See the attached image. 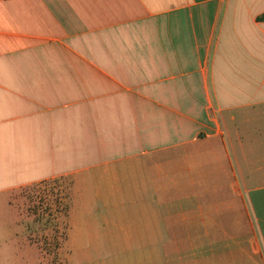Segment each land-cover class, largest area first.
<instances>
[{
    "label": "crops",
    "instance_id": "crops-1",
    "mask_svg": "<svg viewBox=\"0 0 264 264\" xmlns=\"http://www.w3.org/2000/svg\"><path fill=\"white\" fill-rule=\"evenodd\" d=\"M262 15L264 0H0V264H48L32 190L70 222L66 264H264ZM99 196L123 233L97 222Z\"/></svg>",
    "mask_w": 264,
    "mask_h": 264
},
{
    "label": "rangeland",
    "instance_id": "rangeland-1",
    "mask_svg": "<svg viewBox=\"0 0 264 264\" xmlns=\"http://www.w3.org/2000/svg\"><path fill=\"white\" fill-rule=\"evenodd\" d=\"M167 185V179H160V186L163 187ZM39 190H36L35 192L32 190L31 193H29L27 196L26 194L28 192H23L21 191V205L25 208H30L34 212H36V218L35 220L37 222H33L34 224L32 225V235L33 238L38 240V241H44L46 242V248H48V264H66V249H65V242L63 240V236L66 234L67 235V226L70 225V222H66L62 220V217L60 214L55 213L54 207L52 205V211H47L49 213V216H46L43 212V207L41 208L38 203V196L37 193ZM102 200L103 203L100 205V202L97 203V209L101 211V214L103 215L100 217L97 222H111V226L109 229L112 231L113 234L115 233H121V231L126 229V223L125 222H120L119 219H107V217L104 218V210L107 207V196H99ZM116 199V203H119V196H111ZM184 195H176V194H169V195H160V201L161 204L167 203L169 201L175 202L173 204L172 209L176 210L175 213L181 212L184 209V204L185 200L183 199ZM48 199H54L53 197H48ZM193 199V198H192ZM120 207V206H119ZM118 207V208H119ZM57 214V217L55 216ZM39 216L41 217V220L39 222ZM63 222V223H62ZM94 222V223H97ZM66 223V225H65ZM65 225V226H64ZM122 231V233H123ZM58 244V248L55 247V245ZM55 247V248H54Z\"/></svg>",
    "mask_w": 264,
    "mask_h": 264
},
{
    "label": "trees",
    "instance_id": "trees-1",
    "mask_svg": "<svg viewBox=\"0 0 264 264\" xmlns=\"http://www.w3.org/2000/svg\"><path fill=\"white\" fill-rule=\"evenodd\" d=\"M257 19H264V15H262L261 17H258Z\"/></svg>",
    "mask_w": 264,
    "mask_h": 264
}]
</instances>
